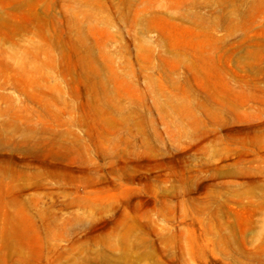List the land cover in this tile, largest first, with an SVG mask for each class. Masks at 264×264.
I'll use <instances>...</instances> for the list:
<instances>
[{
  "label": "rangeland",
  "instance_id": "1",
  "mask_svg": "<svg viewBox=\"0 0 264 264\" xmlns=\"http://www.w3.org/2000/svg\"><path fill=\"white\" fill-rule=\"evenodd\" d=\"M0 264H264V0H0Z\"/></svg>",
  "mask_w": 264,
  "mask_h": 264
}]
</instances>
